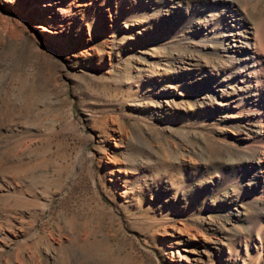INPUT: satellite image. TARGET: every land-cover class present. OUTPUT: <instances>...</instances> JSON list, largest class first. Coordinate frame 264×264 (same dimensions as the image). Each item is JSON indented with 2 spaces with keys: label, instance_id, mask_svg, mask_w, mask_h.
<instances>
[{
  "label": "rangeland",
  "instance_id": "rangeland-1",
  "mask_svg": "<svg viewBox=\"0 0 264 264\" xmlns=\"http://www.w3.org/2000/svg\"><path fill=\"white\" fill-rule=\"evenodd\" d=\"M244 26L263 59L264 0H0V264H264Z\"/></svg>",
  "mask_w": 264,
  "mask_h": 264
},
{
  "label": "bare ground",
  "instance_id": "bare-ground-1",
  "mask_svg": "<svg viewBox=\"0 0 264 264\" xmlns=\"http://www.w3.org/2000/svg\"><path fill=\"white\" fill-rule=\"evenodd\" d=\"M244 27L245 28H242V30L239 31L237 35H235L236 32L235 34H231V28L228 30L230 33H227L229 37L226 38L228 41L226 52L227 55H234L239 60L244 59V62L245 59H247V57H243L244 53H246V56L250 55V62H245L242 68H246L248 70V73H250V75H253L254 77L252 78V81L254 80L257 83V91L253 92L252 90V94L250 95H260L261 98L256 96L252 97V101L250 103L254 107L253 110H255L256 112H252L248 116V118L243 121V123L241 124V129L243 130V133L245 135L250 138H253L256 144L253 151H251V154L249 155L251 156L250 158H252L251 167L254 168L255 166L256 169L258 168L264 172V91H262V89L264 90V86H262V84L264 83V58L262 59L259 54L251 53L249 51V45L251 44L250 40L254 39L255 36H253L252 38V30L250 31V27ZM242 33H244V35ZM244 79H246V77ZM249 150L250 149H248V151ZM261 209L264 211V204Z\"/></svg>",
  "mask_w": 264,
  "mask_h": 264
}]
</instances>
